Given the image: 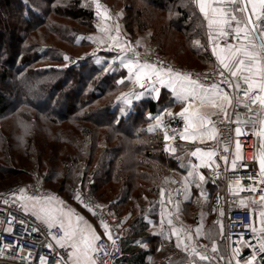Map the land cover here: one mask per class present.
I'll return each mask as SVG.
<instances>
[{"label": "trees", "instance_id": "obj_1", "mask_svg": "<svg viewBox=\"0 0 264 264\" xmlns=\"http://www.w3.org/2000/svg\"><path fill=\"white\" fill-rule=\"evenodd\" d=\"M103 1L113 4L110 0ZM121 5L120 9L125 11L124 25L128 28H152L156 42L154 48L163 55L194 67L207 66L211 62L210 55H201L181 26L183 21L190 19L192 0H121ZM0 8L10 12L9 17L14 21L13 31H16L8 40L11 46L9 54L1 50L7 54V59L0 66L2 81H9L15 97L21 93L18 101L11 102L20 106L21 97H26L27 83L32 82L40 90L38 99L46 92L48 101L43 100L44 105L41 106L26 100L27 106L36 109L58 129L52 135L53 148L50 150L44 146L38 148L40 141L32 146L28 137L22 145L23 153L32 151V148H38L40 154L42 149L45 154L51 153L49 162L54 166L49 169L48 181L59 176L63 169L61 176L66 179L63 182L68 180L71 186H82L95 201L110 197V206L117 215L125 212L135 214L141 197L152 201L173 174L188 171L189 167L183 165L178 153L165 149L163 132L147 130L150 113L156 111L159 102L153 98H142L122 114L123 100L116 98L128 92L129 83H118L122 70L117 63L112 65V71L106 73L104 69L109 64L93 62L91 54L82 59L83 54L94 46L87 37L96 31L97 21L95 12L86 8L82 0H0ZM62 16L72 24L60 22L58 19ZM45 37L52 43L42 42ZM80 48H85V52H73ZM42 50H45L44 54ZM65 55L71 58V63L63 58ZM101 55L111 62L112 53ZM11 67H15L13 72ZM32 96L35 98L37 93ZM7 100L6 92L0 89V114L11 108ZM56 100L58 102L52 104ZM16 105L11 109L17 108ZM28 114L29 111L26 114L19 112L21 117ZM0 156L1 174L23 170L34 174L35 168L15 167L9 152ZM31 166L35 167L34 164ZM193 190L196 193L192 196L194 201L183 203L185 213L189 211L188 204L195 205L200 199L198 188ZM56 191L65 192L62 188ZM66 197L72 198L73 195L69 192ZM134 214H130L131 234L123 241L124 254L115 264H149L146 255L151 250H142L136 241L144 238L155 249L164 241L153 236L139 214ZM209 230L211 232V228ZM168 244L173 246L174 243L169 241L164 246ZM180 255L169 264H186L188 258L182 252ZM153 264L166 263H160L157 258Z\"/></svg>", "mask_w": 264, "mask_h": 264}, {"label": "snow or ice", "instance_id": "obj_2", "mask_svg": "<svg viewBox=\"0 0 264 264\" xmlns=\"http://www.w3.org/2000/svg\"><path fill=\"white\" fill-rule=\"evenodd\" d=\"M95 4V15L100 18L101 23L96 27L103 34L101 37L89 36L88 40L101 46H106L111 54L113 49L116 50V55L112 56L111 62L104 60L103 62L109 64L104 71L110 72L113 70L112 65L119 61L120 66L126 70L127 76L118 83L131 81L133 85H139L143 91L132 92L129 90L126 93H121L117 96V100H123L125 104H130L132 97L139 99L144 95H149L154 100L161 97L162 90H170L171 96L177 101L183 102L179 112L172 113L167 108L163 109V113L172 119L180 117L182 119V129L171 128L173 135H169V131H164V140L170 141L174 139L178 132L179 138L182 141L198 142L203 144L205 141H213L217 138V123L219 119L212 120L206 111L201 109L210 108L215 110L213 112L218 118L223 117L228 120L229 107H238L243 105L249 108L251 105L259 104L261 111H264V31L259 32V39H257V31L259 29L255 26L256 21L251 19L254 14L259 20L264 17V0H192L198 7L199 12L203 14L207 21V39L204 45H201L200 40H195L193 43L198 47H203L205 54L210 52L219 66L218 82L202 83L198 79H193L189 73L173 70L172 67L166 66L163 62L149 63L147 60L141 62L140 53L127 44V41L121 40L118 26L115 29L116 34L112 35L113 29L104 23L109 19L107 9L99 3V0H93ZM248 5L251 6L249 12ZM252 24L253 27H249ZM81 37H77L80 40ZM139 43V42H137ZM126 53L133 54L135 58L129 59ZM91 56L96 57V63H101V57L96 55L93 51ZM66 61L71 63V58L67 55L63 57ZM22 79L23 76H22ZM223 85V87L221 86ZM242 94V95H241ZM194 102H199L195 104ZM251 110V109H250ZM151 118V116H150ZM156 123L148 125V132H153L154 129L159 128L162 123L161 114L154 117ZM239 123V119L237 120ZM261 127L255 134L262 138L261 150L259 156L256 157L259 161V183L264 184V119L260 120ZM237 135L241 134L240 127L235 128ZM236 146L240 148L237 142ZM165 149L175 152L169 143L165 144ZM225 153L229 151L227 147L224 149ZM191 157L198 160V163H191L187 176L183 181L184 191L187 193L189 185L195 183L198 189H201V195L205 196L203 191L206 176L200 171L202 167L211 169L210 176H220L219 164L217 159L225 161V167L228 166V156H217L215 149H206L204 147L196 146L190 152ZM241 154L236 152L233 154L230 166L232 169H237L241 166ZM197 178L195 180L190 178ZM253 180L252 184H248L247 188L253 193L257 191L255 183L256 177L250 176ZM215 184L216 180H212ZM244 186L241 184V177L237 176L234 180L228 181V191L230 193H237V190H243ZM19 196L13 193L15 199L14 204L20 205V210L23 213L31 214L36 221H40L47 225L48 236L54 243H49L47 247L52 249L56 254L53 261H49L44 255L39 256V264H98L94 259L93 254L99 252L106 245L98 243L104 236L111 241V246L115 247L117 241L113 239L112 232L108 223L103 218H99V223L96 227L89 223L85 217L77 213L74 209L66 206L64 201L52 195L39 197L29 196L25 192V188H19ZM164 192L161 191V211L160 219L161 225L165 218L167 224L172 225L171 213L164 207ZM75 199L80 201L84 208L93 214V208L89 207L87 203L81 198L79 192L76 193ZM217 198V203L219 202ZM249 197L240 198L239 206L243 207ZM260 203L264 205V194L259 197ZM9 203L8 199L4 200V204ZM216 209H213L215 211ZM222 214V212H221ZM261 224L264 225V211L260 212ZM25 220H20V225L23 226ZM251 228V232L255 237L256 243L250 244L244 242L238 243L233 249V256H238L241 248L247 246L252 249L243 264H264V227L259 230L256 227L247 225ZM97 228H102L101 232H97ZM55 229L54 233L52 230ZM36 231L35 228H32ZM6 233H14L12 227L3 229ZM59 233V234H56ZM162 234V230H161ZM172 234L176 236L177 247L184 246L189 250V255L199 256L201 261L208 260L207 256L201 255L195 246L189 247L192 240L191 234L184 235L179 229L173 228ZM197 234L204 233L197 228ZM138 245L147 248V243L141 238L136 241ZM56 246L59 249L66 251V259L59 255ZM11 248V242L7 244ZM15 247H20L17 243ZM213 252L217 250L215 242L212 244ZM112 253H106L111 255ZM32 264H36L32 261ZM228 264H231L229 260ZM236 264H240V260H236Z\"/></svg>", "mask_w": 264, "mask_h": 264}, {"label": "built area", "instance_id": "obj_3", "mask_svg": "<svg viewBox=\"0 0 264 264\" xmlns=\"http://www.w3.org/2000/svg\"><path fill=\"white\" fill-rule=\"evenodd\" d=\"M108 21L112 25L113 32L115 35V29L118 26L119 34L122 42L127 41V44L132 48H135L137 52L140 53L141 62L147 60L149 63H156L158 61L163 62L164 65L172 67L173 70L186 72L191 75L193 79H198L202 83H215L218 82L219 66L216 63L214 66H208L203 68H191L176 64L173 61L166 58L162 53L156 50L145 49L137 44H135L131 36L123 29H121L118 22L119 14L114 9H111ZM256 27L259 29L258 32L264 31V17H261L256 21ZM94 51L96 54H103L109 52L106 46L98 45ZM113 55H116V50L111 51ZM129 59L135 58L133 54L126 53ZM223 87V85H221ZM139 87V85H135ZM242 95V94H241ZM251 109V110H250ZM249 108H245L243 105L238 107H231L229 110V119L224 120L223 117H217L210 114L212 120L219 119L221 122L217 123V138L210 141L208 146L211 149L217 151V156H228V166L225 167V161L217 159L219 164L218 171L220 176H210L209 181L211 185L216 187L217 191L212 200V207L217 210H223L224 224L222 231L218 237L219 242L224 244L225 250L228 253L229 260L231 264H236V260H240V264L251 255L252 249L244 246L238 256H233V249L238 243L243 244L244 242L255 244L256 240L251 232V228L247 225H251L259 228L255 225V215L252 210L251 204L246 201L245 206H239V199L244 197H251L254 200H259L261 194H264V184L259 183V161L256 159L258 157V140L259 137L255 133L259 131L262 120V111L259 104L251 105ZM239 119V123L237 120ZM240 127L242 129L241 134L237 135L235 128ZM237 142L240 144V148L236 146ZM227 147L229 151L225 153L224 149ZM241 154V161L238 162L241 165H247V167H239L237 169H232L230 166V161L234 153ZM248 153L251 157L248 158ZM201 171V170H200ZM255 176V183L257 185V191L253 193L247 188L248 184H252L253 180L250 176ZM237 176L241 177V184L244 186L243 190H237V193H230L228 191V181L234 180ZM212 180H216L213 184ZM25 188V192L29 196H39L44 197L52 195L64 201L66 205L76 212H79L81 208H84L83 204L75 199L76 193L79 192L84 203H87L89 207L93 208L95 212V217L98 219L103 218L106 223L109 224L110 230L113 235V239L117 241L115 247L111 246V241L104 236L102 240L98 243L106 245L99 252L94 253V259L97 260L98 264H115L124 254V238L128 236V229L122 226V222L118 218L114 209L110 204H106L102 201H95L89 197L88 190L84 189L82 186L78 185L75 188L73 200H69L66 196L62 195L59 191L53 190L44 184L38 185H21L12 184L4 189L0 190V262L11 263V264H32L35 261L39 264V256L44 255L51 262L55 258V253L52 249H49L47 245L49 243H54L48 236L49 229L46 224L40 221H36L31 214L23 213L20 210V205L18 203H13L15 199L13 193H16V197L19 196V188ZM161 191L164 192V202L167 211L171 213V219L173 220V225L176 229H179L182 234H191L192 240L190 246H195L197 251L201 255L207 256L209 259L201 261L199 256L189 255V250H186L182 245V253L188 258L186 264H227L223 254H221L220 249L213 252L212 242L205 240V231L201 230L204 234L198 238L193 237L192 229L190 225L179 218L178 214V203L184 197L185 191L183 188V183L176 181L170 185L165 186ZM219 202L217 203V198ZM8 199L9 203L4 204V200ZM158 202L161 204V193L158 197ZM85 209V208H84ZM87 210V209H86ZM24 219L25 224L20 225V220ZM12 227L14 233H6L3 231L4 228ZM35 228L36 231H33ZM164 234L162 228H158L157 232ZM54 233L55 229L52 230ZM59 234V233H56ZM11 242L13 247H7V244ZM19 243L20 247H15ZM57 251L61 257H66V251L59 249L56 246ZM106 253H112L111 255H106ZM264 255V254H262ZM177 252L166 253L162 256L161 261L164 263H171L177 258Z\"/></svg>", "mask_w": 264, "mask_h": 264}, {"label": "rangeland", "instance_id": "obj_4", "mask_svg": "<svg viewBox=\"0 0 264 264\" xmlns=\"http://www.w3.org/2000/svg\"><path fill=\"white\" fill-rule=\"evenodd\" d=\"M113 4L111 5L110 2H104L103 0H99V3L101 5H103L107 11L108 14L110 16V11H112L111 9H114L115 11L118 12V14H121V11L123 9L120 10V6L121 5V0H110ZM82 4L88 8L91 9L95 12V4L93 2V0H82ZM110 5V6H109ZM125 12V11H124ZM15 14V11H14ZM10 12H7L6 9H2L0 8V66L3 65V60L5 61L7 59V54L5 52H2L4 50H6L7 52L11 49V46L9 45V41L11 39V35L13 32L16 33V31H13V22L11 17H9ZM16 16V15H15ZM120 16V15H119ZM16 20V19H15ZM60 22H62L63 24H72V22L70 20H68L67 18H64L63 16L60 17L58 19ZM96 25L101 23V20L99 17L96 16ZM118 22L119 24L121 23V19L118 17ZM104 23H107L111 28L113 23H110L108 21V19L106 21H104ZM12 27V28H11ZM150 28V27H147ZM126 30L131 34V36H133L132 31H134V27L131 28H126ZM20 32V31H19ZM90 36H96V37H101L103 36V34L99 31V29L96 27V31L92 32ZM89 37V36H88ZM47 37H45V39H42V42L45 43H52L50 39H46ZM81 40V39H80ZM92 42V41H91ZM135 43V42H134ZM155 40H151V46L145 48V49H149V50H156L154 48L155 45ZM136 44V43H135ZM154 44V45H153ZM62 46V45H61ZM98 45L94 43V46L91 48L93 49L94 47H97ZM72 49V48H69ZM168 49H171V46L168 47ZM2 50V51H1ZM85 48H80V49H76L73 52L77 53V54H81L83 52H85ZM45 50H42V54H44ZM9 54V52H8ZM91 54V50L89 52H86L85 54H83L82 59L88 57ZM97 55V54H96ZM101 55V54H99ZM97 55V56H99ZM165 56V55H164ZM93 62H96V57L92 56ZM101 57V56H100ZM166 58H168L169 60L173 61L176 64H181V65H185L182 63H179L167 56H165ZM8 59H9V55H8ZM105 59L103 57H101V63L104 61ZM100 63V64H101ZM191 68H203V67H207V66H199V67H194V66H188ZM15 67H11L10 71H14ZM9 74H11V72H9ZM1 73H0V89L6 92V97H7V104L10 108L16 105L14 103H12L11 101H18L19 99V95L21 93L18 94L17 97H15L14 92H12L11 87H10V83L9 81H2L1 78ZM57 77V76H56ZM55 77V78H56ZM16 79V78H15ZM10 80V79H9ZM27 81V80H26ZM26 81H23V83H25ZM32 82H28L27 85V91H26V97L22 98L21 97V104L20 106L16 105L17 108L15 109H9L6 113L4 114H0V155L3 154V152H9L12 156V160H13V165H15V167L20 168L24 167L28 170H30V168H35L33 169L34 174L31 175L30 172L27 173L23 170L22 171H13L10 174L7 175H3L0 173V190L6 188L9 185L12 184H18V183H24L27 185H38V184H44L46 186H49L55 190H57L58 188H62V190H64L65 192L61 193L62 195L66 196L69 195V192L71 195H74V191L75 188L78 186V184L74 187L71 186L70 183L68 182V180L66 182H63L65 180L62 179L63 175V169L60 171L61 174H59V176H55V178L53 177L51 181H48L47 178H49L50 174H49V169L50 167L54 164H52V162H49L51 153L47 152L46 150V154L43 152L44 150L42 149L41 152L42 154L39 153L38 148H42L40 146H44V148L47 149H52L53 148V140L52 135H54V133H56L58 131L57 127L53 124V122L47 120L44 116H42L41 114H38V112L36 111V109L28 107L27 105V101H32L35 102V104L38 105H44L43 100L48 101V93L44 92L45 94H43V96L38 99V96L40 94V90L34 85H32ZM37 96L34 98L32 96V94H36ZM41 95V94H40ZM17 99V100H16ZM60 100V99H58ZM20 101V100H19ZM58 101H54L52 104L57 103ZM60 102H62V100H60ZM64 110V109H63ZM127 110H129V107L127 104L124 103V105L121 108V113L124 114L127 112ZM26 111H29L30 114H28V116L26 117H21V115H19V112H22L23 114H26ZM68 126H70V123H67ZM67 126V125H66ZM74 126V125H73ZM101 130L100 128H98V131ZM157 129H154V131H156ZM96 131V130H95ZM28 137V139L31 141V144L33 146V144L36 141H40V145L38 146V148H36L37 150L32 148L31 153H29L30 151H28L27 153H23V149H22V145H25L26 143V138ZM172 146V145H171ZM173 147V146H172ZM172 152V151H171ZM1 157V156H0ZM17 158V160H15V158ZM32 157V159H31ZM179 158V156H178ZM180 159V158H179ZM32 164L35 165V167L31 166ZM61 168V167H60ZM187 173H175L172 175V179L169 180V182L167 181L166 184H163L161 190L167 186L170 182H176L179 181L181 183H183L184 178L187 176ZM208 178V177H207ZM190 179H197V178H190ZM50 182H52L50 184ZM118 187V185H117ZM196 187L195 183H192L189 185V189L188 192L185 193L183 201H194V199L192 198V196H194V188ZM116 187H114L115 189ZM197 188V187H196ZM213 188L211 186V183L209 181V179H206V181L204 182V188L203 191L206 193V198L205 196L201 195V189L199 190V197L200 199L197 200V203H195V205L192 204H188V210L185 213V209L182 208V206L178 207V214L182 215L184 221L189 224L190 226H192L194 223H201L202 225H199L198 227L201 230L205 231V240L209 241V242H215L218 249H220L221 254H223V257L225 258L227 264L229 262V257H228V253L225 250L224 244L222 242H219L218 237L222 231L223 228V224H224V217L225 214L223 212V210H215L213 211L212 207V200L214 195L216 194V189L214 188V193H213ZM161 191L158 193V195L152 200L149 201L146 197H141L140 198V203L139 205H137L136 207V211L135 214L134 213H120L118 214V218L120 219V221L122 222V226L126 227L128 230V236H130V223L132 221V214H134L133 216H135L136 214L139 213V210L141 212L140 214V218L142 219L144 217V213H147V208H145V205H151L153 206L157 200V198L160 196ZM68 197V196H67ZM106 204H110L111 199L110 197L107 198H102V200H100ZM153 203V204H151ZM141 206V208H140ZM195 206L197 207V209H195ZM222 212V214H221ZM131 214V215H130ZM197 227V228H198ZM211 228V232L209 230V228ZM201 235L197 234V229H195V225H194V229H193V237L194 238H198ZM164 239L167 240V242L170 240V242H173V246L171 245H160L159 248H154L152 247L149 242L143 238V240L147 243L148 247L145 248L142 245H138L142 250H151V253L146 255V260L148 261L149 264H153L154 260H156L157 258L160 259L163 255H165L166 253H172L177 252L178 256L177 259L180 258V251L179 248L177 247V239L176 236L172 234V231H170L169 235H167L166 237H164ZM140 240V239H138ZM176 259V260H177ZM178 262V261H177ZM174 262V263H177Z\"/></svg>", "mask_w": 264, "mask_h": 264}, {"label": "crops", "instance_id": "obj_5", "mask_svg": "<svg viewBox=\"0 0 264 264\" xmlns=\"http://www.w3.org/2000/svg\"><path fill=\"white\" fill-rule=\"evenodd\" d=\"M190 9L192 10V12L190 13V17H189L190 19L189 20L186 19L185 21H183L181 26H183L184 30L186 31L187 36H188L187 38L190 39V42H192V44L198 49L200 54L201 55H207V54H205V50L203 47H198L197 45H195L193 43L195 40L198 39V40H200L201 45L205 44L206 39H207V33H208L207 21L204 19L203 14L199 12L198 7L194 3H193V5H190ZM248 9L250 12L251 11L250 5H248ZM119 15H120L119 18L121 19V23H120L121 29L125 30L128 34H130L126 30L127 27L123 23V17L125 15L124 10H122L121 14H119ZM251 17L254 21H257V17L254 14ZM249 27H252V26L249 24ZM152 31H153L152 28L134 27V31H132L133 36H131L133 42H135L137 45H139L143 48H147V47L151 46V40H153ZM257 39H259L258 36H257ZM137 42H139V43H137ZM95 48L96 47L91 49V53L94 51ZM97 55H99V54H97ZM208 55H210V52L208 53ZM100 56L105 58L104 55H99V57ZM210 58H211V62L207 65V67L216 65V61H215L214 57H212L210 55ZM116 63L118 65L119 69L122 70V75L118 79V81H120L124 77L127 76V72L125 69H123L120 66L119 61H116ZM182 64H185L183 66H187V67L192 66V64L190 65V64H187L185 62H183ZM127 82L129 83V90H131L132 92L143 91L142 89H140V87H135V85H133V83L131 81H127ZM142 98H151V97L149 95H144V96L140 97L139 99L132 97V98H130L131 103L127 104L128 107H132L134 105L135 101H139ZM154 101H156V102L158 101L159 104H157L156 111H154L153 113H150V116H151L150 124H155L156 123V121L154 119L155 115L161 114L162 123H161V126L159 128H156V129L163 132V134H164L165 130H168L169 135H173V133L170 131L171 128H177L178 130L182 129V119L180 117H176V119H172L171 117H169L163 113V109L167 108L172 113L179 112L181 107L183 106V102L175 100V98L173 96H171L170 90H167V89L162 90L160 99L154 100ZM194 103L198 104L199 102H194ZM123 105H124V102L122 103V106ZM230 109H231V106L229 107V110ZM201 110L206 111L209 116L214 111L210 108H205V109H201ZM262 119H264V111H262ZM259 139H260V137H259ZM209 142L210 141H205L203 144H200L198 142L182 141V140H180L179 134L177 132L174 136V139L167 141L166 143H169L170 145L173 146V148H175V152L178 153V156H179L180 160L182 161L183 165H186L190 168L189 161H191V163H198V160L196 158L191 157L190 152L192 150H194V147H196V146H200V147H204L206 149H209V146H208ZM259 153H260V142L258 140V155H259ZM186 166H183V167L185 168ZM200 170L206 176V178L209 177V172H210L209 168L202 167ZM172 183L173 182H170L168 185H170ZM211 186L214 187L213 185H211ZM214 188L216 189V187H214ZM216 191H217V189H216ZM183 198L179 201V203L177 205L178 207L183 206V203H184ZM249 198L250 199H248V202L251 204L252 210H253L254 215H255V221H254L255 225L260 229L261 227H264V225L261 224V217H260V212L264 211V205H262L260 203V200H254L251 197H249ZM68 199L73 200V198H68ZM64 204L66 205V203H64ZM151 204H153V203H151ZM144 207L147 208L148 211H147V213H144L145 215L142 218V220H143V222H145L148 225L147 230L153 236L159 237L162 240V239H164V237L169 235L170 231H172L173 228H176L173 224L171 226L167 224V218H165L163 225H161V219H160V215H159L160 211H161V204L158 202V198H157V200L153 206L145 205ZM164 207L166 208L165 204H164ZM77 213L83 215L85 217V219L89 221V223L93 224L94 227H96V225L99 223L98 219L96 217L94 218L93 214L84 208H81L79 210V212H77ZM138 214L140 217L141 212L139 211ZM178 216L181 220L184 221L182 215H178ZM194 225H195V229H197V227L199 225H202V224L201 223H194L192 226H190L192 229V233H193ZM158 228H162L165 233L161 234V233L157 232ZM96 230L99 233L102 231V228H97ZM166 242H167V240L164 239L163 242L159 243V246L165 245ZM159 246H158V248H159ZM180 250L182 252V245L180 247ZM160 263H164V262L160 261ZM166 264H169V263H166Z\"/></svg>", "mask_w": 264, "mask_h": 264}, {"label": "water", "instance_id": "obj_6", "mask_svg": "<svg viewBox=\"0 0 264 264\" xmlns=\"http://www.w3.org/2000/svg\"><path fill=\"white\" fill-rule=\"evenodd\" d=\"M251 19H252V17H251ZM253 20V19H252ZM252 27H253V25L252 24H250ZM256 26V25H255ZM257 36H258V38H259V32L257 31V34H256ZM261 140H262V138L260 137V139H259V142H260V150H261ZM0 264H11V263H5V262H0Z\"/></svg>", "mask_w": 264, "mask_h": 264}, {"label": "bare ground", "instance_id": "obj_7", "mask_svg": "<svg viewBox=\"0 0 264 264\" xmlns=\"http://www.w3.org/2000/svg\"><path fill=\"white\" fill-rule=\"evenodd\" d=\"M251 157V154L250 153H248V158H250Z\"/></svg>", "mask_w": 264, "mask_h": 264}]
</instances>
